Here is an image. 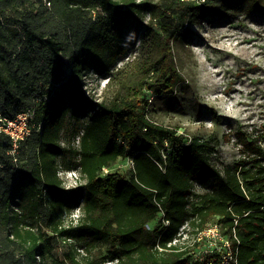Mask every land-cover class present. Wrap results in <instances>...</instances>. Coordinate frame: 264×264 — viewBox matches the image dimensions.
Here are the masks:
<instances>
[{"label": "trees", "instance_id": "16d2710c", "mask_svg": "<svg viewBox=\"0 0 264 264\" xmlns=\"http://www.w3.org/2000/svg\"><path fill=\"white\" fill-rule=\"evenodd\" d=\"M195 1L0 0V118L36 112L16 161L0 132V229L7 232L0 264H59L60 245L72 239L108 247V255L83 263L70 254L76 264H209L221 256L202 261L169 244L182 226L201 232L214 223L239 264H264V131L237 128L239 157L221 174L210 142L189 140L146 113L149 93L174 95L184 83L175 40L186 23L213 15L212 0ZM252 6L262 11L264 0ZM147 12L153 56L121 78L109 103L86 97L84 74L108 72L123 54L117 45L130 36L135 43L131 31ZM70 111L89 122L72 150L83 183L66 189L57 159ZM123 160L133 161L125 173ZM207 174L215 189L196 193ZM77 207V224L65 226L64 215Z\"/></svg>", "mask_w": 264, "mask_h": 264}, {"label": "rangeland", "instance_id": "374dc122", "mask_svg": "<svg viewBox=\"0 0 264 264\" xmlns=\"http://www.w3.org/2000/svg\"><path fill=\"white\" fill-rule=\"evenodd\" d=\"M146 1L154 6L160 0ZM211 3L213 15L186 23L175 40V59L184 83L174 95L155 98L149 93L146 113L158 124L177 127L178 134L189 140L198 137L210 142L214 148L210 153L211 164L224 174L239 157L237 128L264 131V10L253 11V0H212ZM195 4L201 5L202 0H196ZM149 20V12L140 16L141 23H136L131 31V35L138 31L134 44L130 36L117 45V50L122 47L123 54L108 72L84 74L86 97L109 103L119 89L121 78L153 56L145 35L151 27ZM88 122V117H75L71 111L66 116L61 134L65 152L57 159L59 176L66 189L83 183L75 169L78 157L72 150L79 146L74 137L82 134ZM118 167L125 173L130 168L128 160L120 161ZM202 182L203 186H195L198 194L210 192L212 184L215 189L217 179L207 174ZM81 216L79 208H73L64 215V225H76ZM199 233L186 225L176 242L180 250L190 251L194 259L202 258V233ZM6 234V230L0 229V241L5 240ZM107 251L105 245L90 248L83 241L72 239L60 245L56 257L59 264H76L69 258L70 254L83 263L87 256L98 260L108 255Z\"/></svg>", "mask_w": 264, "mask_h": 264}, {"label": "built area", "instance_id": "2783aa9c", "mask_svg": "<svg viewBox=\"0 0 264 264\" xmlns=\"http://www.w3.org/2000/svg\"><path fill=\"white\" fill-rule=\"evenodd\" d=\"M35 120L36 112L34 109L19 114L15 119L0 118V132H3L12 141V150L9 153L14 157L15 161L17 160L15 156L18 153L20 143L28 139L36 127ZM80 138V135L77 136L78 144L80 143ZM128 163L130 167H133L132 160H128ZM108 172L109 169H104L105 174ZM195 186L200 187L201 185L196 183ZM163 221L165 225L169 224L168 221ZM185 226L180 228L178 237L169 245H176L181 230ZM200 233H202V261L209 255L218 254V256L220 255L221 257H214L209 264H239L236 255H234L232 240L222 235L218 224H211ZM108 263L120 264L118 260L100 264Z\"/></svg>", "mask_w": 264, "mask_h": 264}]
</instances>
